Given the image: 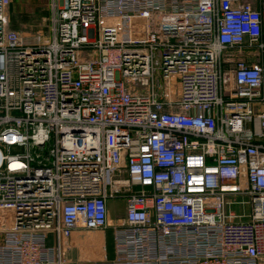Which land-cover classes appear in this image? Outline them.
I'll list each match as a JSON object with an SVG mask.
<instances>
[{
    "label": "built area",
    "instance_id": "2783aa9c",
    "mask_svg": "<svg viewBox=\"0 0 264 264\" xmlns=\"http://www.w3.org/2000/svg\"><path fill=\"white\" fill-rule=\"evenodd\" d=\"M9 2L0 264H260L264 0H50L29 31ZM106 230L116 260L71 258Z\"/></svg>",
    "mask_w": 264,
    "mask_h": 264
},
{
    "label": "rangeland",
    "instance_id": "374dc122",
    "mask_svg": "<svg viewBox=\"0 0 264 264\" xmlns=\"http://www.w3.org/2000/svg\"><path fill=\"white\" fill-rule=\"evenodd\" d=\"M25 0H10L9 5H8V12L10 16V22L12 28L16 30H21V31H29V30H38L39 28L42 27V16L46 14L47 8L49 6L50 0H40V2H35L33 1L34 5L40 6L37 11L35 10L36 8L31 7L30 9H23L22 5L20 4L23 3ZM27 1V0H26ZM24 7V6H23ZM38 12H43V13H38ZM158 16V14H156ZM127 210V201L124 198L121 199H112L109 201V216L111 219H115V217H123L126 214ZM234 212H240V208L238 206H233L231 209ZM110 238L108 240V248L110 252V256H112V249H113V239L112 235L113 232L108 231ZM95 234L92 233L91 231H78L73 233V244H79L81 240L88 241L89 243L97 242L98 243V238L94 236ZM100 242V240H99ZM88 251L90 252L89 255L85 259V261H93L96 258L94 257L93 254V249L92 246H87ZM70 256L76 258L78 254L76 251L73 249L72 253ZM260 264H264V260L260 261Z\"/></svg>",
    "mask_w": 264,
    "mask_h": 264
},
{
    "label": "crops",
    "instance_id": "0c3cea01",
    "mask_svg": "<svg viewBox=\"0 0 264 264\" xmlns=\"http://www.w3.org/2000/svg\"><path fill=\"white\" fill-rule=\"evenodd\" d=\"M34 0H25L23 3L20 2V4L22 5V8L25 9H30L31 7L33 8H36L35 10L37 11V9L40 7V6H37V5H34L32 3ZM35 2H40V0H35ZM24 6V7H23ZM38 13H41V12H38ZM117 218H121V217H115V219ZM108 231H111V230H106V231H97V232H92L94 233L95 237L98 238L100 240H98V243L97 242H91L89 243L88 241H85V240H81V242L79 244H73V248L70 252V254L72 253L73 249L76 251V253L78 254V256L76 258L72 257L71 258L73 260H82V261H85L83 259H85L87 256H90L89 255V251H88V248L87 246H92V249H93V254H94V257L96 258L95 260L93 261H114L116 260V257H117V249H116V242H115V237H114V233L112 235V239H113V249H112V256H110V252H109V248H108V240L110 238V235H109V232Z\"/></svg>",
    "mask_w": 264,
    "mask_h": 264
}]
</instances>
